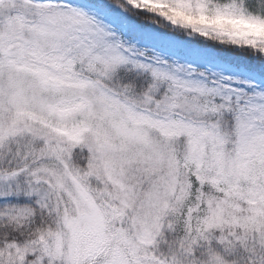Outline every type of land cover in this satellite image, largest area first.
Returning a JSON list of instances; mask_svg holds the SVG:
<instances>
[{
	"label": "snow or ice",
	"instance_id": "6c2138e0",
	"mask_svg": "<svg viewBox=\"0 0 264 264\" xmlns=\"http://www.w3.org/2000/svg\"><path fill=\"white\" fill-rule=\"evenodd\" d=\"M0 264H264V0H0Z\"/></svg>",
	"mask_w": 264,
	"mask_h": 264
}]
</instances>
